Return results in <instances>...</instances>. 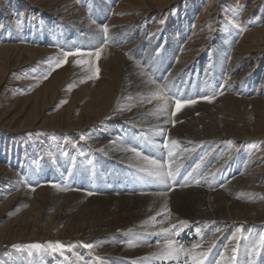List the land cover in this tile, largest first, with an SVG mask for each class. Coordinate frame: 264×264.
<instances>
[{
  "label": "rangeland",
  "instance_id": "rangeland-1",
  "mask_svg": "<svg viewBox=\"0 0 264 264\" xmlns=\"http://www.w3.org/2000/svg\"><path fill=\"white\" fill-rule=\"evenodd\" d=\"M62 7L87 14L92 25L101 28L97 32L101 44L95 46L94 36L87 32L71 33L70 17L54 13ZM121 29L133 31L129 42L106 39ZM141 36L146 44L140 50H126L120 65L112 51ZM76 51L84 54L65 61V52ZM237 59L241 64L232 74L237 88L223 89L230 83L219 75L237 67ZM127 60L144 66L145 78L168 98L171 124L163 139L174 134L222 138L224 151L205 168L199 166L198 176L212 170L217 177L212 167L221 159L228 167L235 156L241 168L245 161L258 163L254 174L262 176V182L253 203L261 211L249 217L260 224L257 234L264 238V0H0V185L8 186L5 176L20 171L21 164L32 169V181L18 173L17 180L26 182L20 190L0 192V264H50L52 258L65 263L72 254L80 261L98 260L102 246L92 238L103 224L126 212L125 202L157 192L164 196L175 187L174 183L161 189L150 186L157 180L151 176L124 182L105 175L102 164L107 157L94 143L93 131L109 121L92 123L96 110L88 97L92 88L118 81L131 66ZM177 100L196 102L176 112ZM178 114L188 118L181 120ZM141 134L132 133L135 149L143 148L139 149L143 156L161 162L163 141L148 143ZM208 151L193 161L192 170ZM228 181L216 186L208 200L216 213L240 215L242 211L231 205L221 209L218 193ZM77 184V189H86L82 201L72 206V197H67L47 212L49 189L66 193Z\"/></svg>",
  "mask_w": 264,
  "mask_h": 264
},
{
  "label": "bare ground",
  "instance_id": "bare-ground-1",
  "mask_svg": "<svg viewBox=\"0 0 264 264\" xmlns=\"http://www.w3.org/2000/svg\"><path fill=\"white\" fill-rule=\"evenodd\" d=\"M54 13L58 15H67L66 18L70 17L72 21L69 23V28L76 30H71V33L85 34V32H87L90 36H94L92 42L96 43L95 46L101 44L98 41L103 40L101 39L102 36L99 37V35H97V32L101 31V28L92 25L91 20L89 21L87 19V14L74 12L70 7H62ZM85 22L86 24L82 25ZM133 36L134 33L131 29H121L117 33H114L111 38L107 36L108 38L106 39L111 43L116 41L125 44L129 42ZM141 38L142 36L129 46L112 51V53L117 54L115 57L116 59L119 58L120 65H122V60H125L122 54L126 50H135L136 48V50H140L146 44V40H141ZM168 44L170 47L174 45V43L170 44L169 41ZM132 47L134 48L131 49ZM102 49L106 51L107 48L102 47ZM106 54H104V57L107 56ZM223 57L226 58L225 55ZM127 62L131 63L130 60H127ZM218 63L221 64L219 59ZM237 64V67L235 66L233 70L229 68L223 75H219V77H223V80L232 85L230 86L227 84L225 86L228 87L223 86V89L233 90L237 88V86L234 85L236 77L232 75L240 66V61H238ZM143 69L145 71L144 66L131 63V66L127 67L124 74L121 75V78L115 81L113 85L108 84L103 85V87L99 89H91L88 98L89 101L93 103L96 110V116L92 123L96 125L99 122L97 125L99 126L109 121L108 124L100 126V128L93 131V138L94 140L96 139L94 143L101 146L104 153L103 155L107 157V160L104 159V164H102V167H106L107 171L105 175L107 179L110 180L115 177L120 180L124 179V182H129L135 178L148 177L149 175L140 169L151 167L147 161L142 158V154L140 156L136 155V151L140 152L139 149L143 148L139 147L136 151L129 150L130 148H136V144L132 140V133H142L141 137H147L148 143L154 142L158 145L159 142L163 141L162 147H164V149L166 148V150H164V155L162 156L163 160L158 163L163 165L165 171L177 169L178 171L174 178L167 180V183L154 180L151 181L150 186L161 189L164 186L169 187L171 183H174L175 187L172 186L174 188L171 189L167 187L169 190L164 196L157 192L145 197L137 196V201H134L135 203L125 202L124 206L126 212L124 214L118 215L112 222H108L107 225L103 224L102 230L94 234V236L93 233H91L92 231H90V235L93 236L92 239L95 240L98 245L100 244V246H102V249L98 250L100 255L98 260H91L89 258L85 261H80L81 258H79L78 255L72 254L71 256L69 255L65 263L60 259L54 258H52L49 263L178 264L180 262L179 264H197L199 261V264H241L240 261L242 260L241 262H244V264H264V238H262L263 234L261 236L257 234L260 224L256 220H251V217H249V215L256 210L261 211V209L254 204L256 201L255 199L259 198L257 184L262 182V176L254 174L258 171V163L245 161L243 168H241V166L238 165L239 159L235 156L233 162L228 167V163L221 159L219 160L221 162L215 163L212 167V169H216L218 174L217 177L213 174L212 170L208 171V173H204L202 176H198L197 172H199V170L196 169H199V166H201L200 168H205L210 163L214 162L224 151V145L219 142L222 138L205 137L196 139L193 137V139L186 135L180 136L174 134L173 136L166 135L163 139L162 134H166L164 132L165 128H168L171 124L169 119L170 109L165 106L162 100L153 98V94L158 88H156L153 81H149L145 78ZM263 91H261L262 94H264ZM210 93L211 91L209 90L207 94ZM168 104L170 103L168 102ZM161 108H165V110L161 111ZM185 113L187 112L185 111ZM181 116L183 117L182 114ZM181 116L179 115L178 118L181 119ZM172 141H176V144L173 145ZM208 149L209 151L203 156L201 162H198L192 170L190 166L193 161L198 159V156L202 155ZM146 151L153 153L150 149ZM169 152L172 153L171 156ZM159 154L160 152L158 155ZM98 163L100 162L98 161ZM19 167L21 168H17V170H20L21 173L26 176L28 175V181H32L30 177L32 171L31 167L24 164H21ZM20 171L7 173L5 177L9 178L7 182L8 186L2 187L0 185L1 193H5L6 190L9 189L20 190L22 187L21 185L26 183L17 180L16 177ZM56 176V174L54 176L51 175L50 180L55 181ZM226 178H229V181L226 185L222 186L221 192L218 193L219 201L223 204L221 209H228L227 206L231 205L230 207L242 211L240 215L229 213L230 211L227 214L226 212L219 214L217 211V214L215 210L216 207L212 206L208 200L209 195L213 194V189L221 185L223 181L226 182ZM79 187V184L74 185L72 187L73 189H70V191L66 193L60 190L49 189V194L46 199L47 212L51 211V209L49 211V208L58 205L61 200L67 197H69V199L72 197V206H76V204L82 201L86 196V189H77ZM126 189L131 190L133 188ZM25 191H28V189ZM1 193L0 199L3 196ZM255 193L258 194L254 195ZM119 199L122 198H118V201H120ZM115 208H117V204ZM64 214L67 216L65 211H63V215ZM87 217L91 216L87 215ZM91 223L92 222H90V224ZM84 226L86 227L85 224ZM211 232H213L212 235L210 234ZM169 240L173 242L174 247L182 248V250L172 252V254L169 255V249L167 248ZM194 245L196 247H194ZM253 247L256 249L255 255L252 254ZM233 249H237L235 253L237 259L235 262L231 261V257L234 255ZM124 258L127 260L125 261Z\"/></svg>",
  "mask_w": 264,
  "mask_h": 264
},
{
  "label": "snow or ice",
  "instance_id": "snow-or-ice-1",
  "mask_svg": "<svg viewBox=\"0 0 264 264\" xmlns=\"http://www.w3.org/2000/svg\"><path fill=\"white\" fill-rule=\"evenodd\" d=\"M105 32H107V29L105 28L104 29ZM84 53L80 52V51H76V52H65L64 53V57H65V61L67 60V57L68 56H71V55H83ZM90 55V53H89ZM96 55H97V58H99V51L96 52ZM46 78V77H45ZM164 93V90L163 89H160L158 88L157 91L153 94V98L154 99H157V100H163L165 101V105L167 103V97L163 94ZM209 100V102H211V99L210 98H207ZM196 101L194 100H189L187 102H182L180 100H177L176 101V112H179L183 107L186 106V104H192V103H195ZM165 108H161V111H164ZM173 115H175L176 113H172ZM172 144L175 145L176 144V141H172ZM130 151H136V149L134 148H130L129 149ZM136 155L137 156H140L141 153L139 151H136ZM169 155L171 156L172 153L169 152ZM144 160L147 161V163L151 166V167H146V168H141L140 170L147 173V175L151 176V177H154L155 179L159 180L161 183H167V180L168 179H172L175 177V175L177 174V170H169V171H165L164 170V167L163 165H161L160 163H158L156 160L154 159H150L149 157L147 156H143L142 157ZM235 239V237H234ZM35 247H38V246H35ZM85 247L87 248H92L93 245L92 244H87L85 245ZM194 247H196L194 245ZM167 248L169 249V255L172 254V252H178V251H181L182 248H179V247H174L173 245V242L171 240L168 241L167 243ZM237 249H233V253L234 255L231 257V261L232 262H235L236 259H237V256L235 255ZM256 253V249L255 247H253L252 249V254L255 255ZM197 264H199V261L197 262Z\"/></svg>",
  "mask_w": 264,
  "mask_h": 264
}]
</instances>
